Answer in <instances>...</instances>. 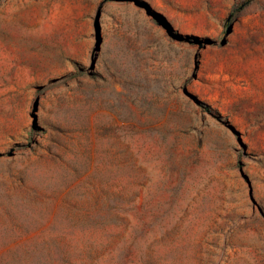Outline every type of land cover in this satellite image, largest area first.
I'll list each match as a JSON object with an SVG mask.
<instances>
[{
	"label": "rangeland",
	"instance_id": "rangeland-1",
	"mask_svg": "<svg viewBox=\"0 0 264 264\" xmlns=\"http://www.w3.org/2000/svg\"><path fill=\"white\" fill-rule=\"evenodd\" d=\"M264 264V0H0V264Z\"/></svg>",
	"mask_w": 264,
	"mask_h": 264
},
{
	"label": "trees",
	"instance_id": "trees-1",
	"mask_svg": "<svg viewBox=\"0 0 264 264\" xmlns=\"http://www.w3.org/2000/svg\"><path fill=\"white\" fill-rule=\"evenodd\" d=\"M51 246H52L51 244H49V246H48V253H47V255H45V260H46L45 264H48L47 256L52 254V252L55 250V249H52Z\"/></svg>",
	"mask_w": 264,
	"mask_h": 264
}]
</instances>
